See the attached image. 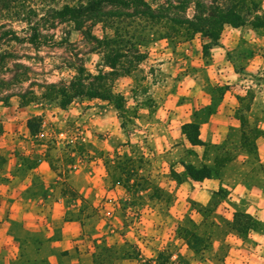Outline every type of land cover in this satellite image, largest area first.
<instances>
[{"label":"rangeland","instance_id":"rangeland-1","mask_svg":"<svg viewBox=\"0 0 264 264\" xmlns=\"http://www.w3.org/2000/svg\"><path fill=\"white\" fill-rule=\"evenodd\" d=\"M144 34L147 58L113 83L123 111L88 97L0 103V264H264V25H226L207 51L201 33ZM102 57L85 65L97 73ZM38 69L74 73L49 58ZM191 122L206 145L190 141ZM183 163L214 174L195 181Z\"/></svg>","mask_w":264,"mask_h":264},{"label":"trees","instance_id":"trees-1","mask_svg":"<svg viewBox=\"0 0 264 264\" xmlns=\"http://www.w3.org/2000/svg\"><path fill=\"white\" fill-rule=\"evenodd\" d=\"M260 11L257 0H0V103L8 105L18 97L21 105L49 100L66 108L77 98L88 97L109 100L123 111L125 97L115 92L113 83L119 76L130 75L147 58L136 38L145 39L144 33L156 27L168 38L201 33L210 40L203 44L207 51L218 44L226 25L263 26ZM98 25L101 34L95 32ZM72 30L83 35V47L70 39ZM56 49L62 52L53 54ZM94 51L102 54L103 66L109 70L102 67L94 73L87 68L84 55ZM47 58L53 68L73 70L71 78L50 81L42 77L44 72L38 67H44ZM42 120L37 115L28 120L32 134H43ZM187 127L194 128V134H188L194 145L207 144L200 137V123H187ZM183 165L195 181L214 174L208 164ZM62 192L73 198L79 195L72 187ZM240 224L239 231L250 229L249 221Z\"/></svg>","mask_w":264,"mask_h":264},{"label":"crops","instance_id":"crops-1","mask_svg":"<svg viewBox=\"0 0 264 264\" xmlns=\"http://www.w3.org/2000/svg\"><path fill=\"white\" fill-rule=\"evenodd\" d=\"M226 48L229 49L228 46H227ZM229 125H230V124H229ZM234 125L237 126L236 123H234ZM3 225H5V224H3ZM5 234H6V233L3 232V228H2L1 233H0V244H3V243H4L3 241H5ZM3 250H5V249H3ZM0 253H1V252H0Z\"/></svg>","mask_w":264,"mask_h":264}]
</instances>
